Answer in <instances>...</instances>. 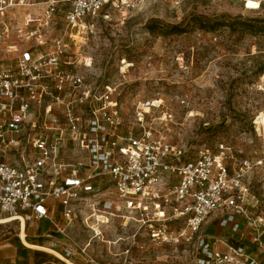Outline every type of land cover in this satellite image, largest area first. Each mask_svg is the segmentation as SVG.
I'll use <instances>...</instances> for the list:
<instances>
[{
    "label": "built area",
    "instance_id": "obj_1",
    "mask_svg": "<svg viewBox=\"0 0 264 264\" xmlns=\"http://www.w3.org/2000/svg\"><path fill=\"white\" fill-rule=\"evenodd\" d=\"M138 1L0 0V220L59 229L57 213L69 223L85 211L98 236L131 216L157 243L192 246L194 264H264V214L247 180L264 155L237 160L220 143L188 158L144 127L143 111L126 126L115 88L74 70L67 36Z\"/></svg>",
    "mask_w": 264,
    "mask_h": 264
},
{
    "label": "rangeland",
    "instance_id": "obj_2",
    "mask_svg": "<svg viewBox=\"0 0 264 264\" xmlns=\"http://www.w3.org/2000/svg\"><path fill=\"white\" fill-rule=\"evenodd\" d=\"M104 12L66 39L74 70L115 88L126 126H136L143 111L144 127L188 158L223 143L237 160H263L264 0H139L131 11ZM247 180L264 214V161ZM82 213L69 223L57 213L60 231L46 221L23 229L17 220L0 222V264L63 263L46 248L73 251L74 264H85L80 248L96 264L195 262L192 246L157 243L131 216L100 225L97 236ZM218 232L227 236L225 228Z\"/></svg>",
    "mask_w": 264,
    "mask_h": 264
},
{
    "label": "bare ground",
    "instance_id": "obj_3",
    "mask_svg": "<svg viewBox=\"0 0 264 264\" xmlns=\"http://www.w3.org/2000/svg\"><path fill=\"white\" fill-rule=\"evenodd\" d=\"M260 121H261V120H260ZM261 122H263V121H261ZM9 220H12V219H11V218H10V219H4V220H0V222H2V221H9ZM20 238H21V240H22L24 243L27 244V241H26V239H25V234H24L23 230H22L21 233H20ZM28 246H29V245H28ZM39 247H41V246H39ZM46 249H49L50 251H52L53 253H55L57 256H59L60 258H62L61 255H60L58 252H56V251H54V250H52V249H50V248H46ZM67 262L70 263V264H74V263L70 262L69 260H67Z\"/></svg>",
    "mask_w": 264,
    "mask_h": 264
},
{
    "label": "crops",
    "instance_id": "obj_4",
    "mask_svg": "<svg viewBox=\"0 0 264 264\" xmlns=\"http://www.w3.org/2000/svg\"><path fill=\"white\" fill-rule=\"evenodd\" d=\"M37 224V223H36Z\"/></svg>",
    "mask_w": 264,
    "mask_h": 264
}]
</instances>
